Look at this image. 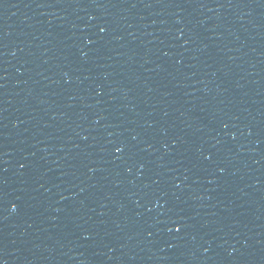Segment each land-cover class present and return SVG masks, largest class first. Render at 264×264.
I'll use <instances>...</instances> for the list:
<instances>
[{"label": "water", "instance_id": "95a60500", "mask_svg": "<svg viewBox=\"0 0 264 264\" xmlns=\"http://www.w3.org/2000/svg\"><path fill=\"white\" fill-rule=\"evenodd\" d=\"M0 264H264V0H0Z\"/></svg>", "mask_w": 264, "mask_h": 264}]
</instances>
